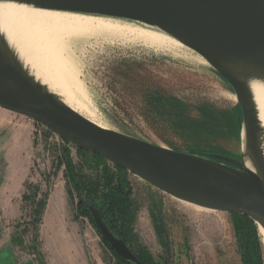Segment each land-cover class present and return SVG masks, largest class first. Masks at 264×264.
I'll use <instances>...</instances> for the list:
<instances>
[{
	"label": "rangeland",
	"instance_id": "374dc122",
	"mask_svg": "<svg viewBox=\"0 0 264 264\" xmlns=\"http://www.w3.org/2000/svg\"><path fill=\"white\" fill-rule=\"evenodd\" d=\"M97 37L77 46L85 88L73 94L70 102L80 113L103 127L154 144L169 147L170 143L179 150L197 148L212 153H239L236 97L230 85L204 64L199 55L187 48L159 49L114 36ZM141 78H151V85L165 89L188 105L187 116L200 124L194 128L149 125L146 116L157 120L168 117L147 114L149 108L131 82ZM3 113L5 129L0 146L10 141L8 128L28 125L33 131L30 149L23 145L14 149L10 164L6 159L9 153L0 152V188L6 179L14 187L17 181H22L23 196L27 193L37 201L48 196L37 249L43 256V264H118L92 219L79 212L80 201L87 208L92 203L80 196L69 181L65 153L70 155L76 173L88 187L104 182L107 170L112 177L116 176L114 165L82 154L26 116ZM172 118L182 119L180 115ZM128 184L133 212L132 224L128 227L131 230L129 248L137 256L150 264H246V242L233 215L180 202L130 174ZM88 187L84 191L88 192ZM23 196L18 218L16 202L0 206V264L29 261L41 264L37 251L33 253L34 208L30 202L23 201ZM257 239L261 254L257 264L260 261L264 264V240L258 227Z\"/></svg>",
	"mask_w": 264,
	"mask_h": 264
},
{
	"label": "water",
	"instance_id": "95a60500",
	"mask_svg": "<svg viewBox=\"0 0 264 264\" xmlns=\"http://www.w3.org/2000/svg\"><path fill=\"white\" fill-rule=\"evenodd\" d=\"M5 4L127 21L199 55L230 85L241 108L238 154L203 157L93 123L33 74L1 22L0 107L28 117L173 199L246 216L264 230V127L253 91L255 85H264V0H0V6ZM89 210L121 259L144 264L97 208L89 205Z\"/></svg>",
	"mask_w": 264,
	"mask_h": 264
},
{
	"label": "bare ground",
	"instance_id": "6f19581e",
	"mask_svg": "<svg viewBox=\"0 0 264 264\" xmlns=\"http://www.w3.org/2000/svg\"><path fill=\"white\" fill-rule=\"evenodd\" d=\"M0 22L10 43L33 74L62 96L67 105L101 127L70 102L73 94L85 88L82 61L77 55L78 43L97 36H114L159 49L183 48L177 41L154 30L105 17L5 4L0 6ZM202 62L207 65L203 59ZM253 91L264 127V85H255ZM259 231L264 240V230L259 227Z\"/></svg>",
	"mask_w": 264,
	"mask_h": 264
},
{
	"label": "trees",
	"instance_id": "16d2710c",
	"mask_svg": "<svg viewBox=\"0 0 264 264\" xmlns=\"http://www.w3.org/2000/svg\"><path fill=\"white\" fill-rule=\"evenodd\" d=\"M131 77H129L130 79ZM151 78H141V79H131L137 86V93H139L140 97L144 99V103L147 105V114H163L168 117L166 120H157L154 117L146 116L145 120L147 123L154 128H179L182 126L189 128L195 127L200 124L198 120L191 119L187 116L189 106L179 99L175 98L172 94L168 93L165 89L159 88L157 86L151 85ZM236 112V129L238 131V138L240 139V129H241V108L239 105L235 107ZM175 115H180L182 117L179 121H174L172 117ZM184 115V116H182ZM169 147L176 149L173 147V144H168ZM179 150V149H176ZM82 154L90 157H94L97 160H100L107 164L108 162L98 156L86 153L84 151L79 150ZM188 152L194 155H199L203 157H209L212 152L189 148L186 150H179ZM66 157V169L68 171V179L76 189L77 193L83 196L87 201L91 202L92 205L101 212L103 220L110 228V230L121 240H123L128 247H130L131 241V230L128 227L132 224L133 220V212H132V200H131V190L129 189L128 184V175L129 173L121 169L119 167L114 166L117 170L116 176L112 177L108 172L103 176L104 182L102 183H94L92 185H85L83 182V177L79 176L76 173V168L70 158L68 153H65ZM81 177V178H80ZM84 187H88V192L84 191ZM30 186L27 185V189ZM91 188V189H90ZM102 188V189H101ZM87 192V193H86ZM85 193V194H84ZM24 202H30L33 206V221L34 225V249L35 252L38 249L39 243V233H40V225L43 222V216L46 211L48 196H46L43 200L37 201L36 197L32 195H28L27 193L23 196ZM80 213L83 216H88L92 219V215L90 213L89 208L86 207L83 201H80ZM237 219L238 231L241 233L246 242L247 254L244 258V262L246 264H257V260L260 259L259 252V243L257 239V225L250 220L246 216L233 215ZM94 222V221H93ZM97 228V227H96ZM98 230V229H97ZM28 230L24 231L27 232ZM99 231V230H98ZM100 233V232H99ZM101 234V233H100ZM161 237L163 238V231H160ZM102 236V235H101ZM103 237V236H102ZM104 239V237H103ZM164 240V239H163ZM105 243L109 246L111 251L116 255L118 264H133L121 259L115 251L112 249L111 245L107 243L104 239ZM131 251L134 253L132 248ZM135 254V253H134ZM136 255V254H135ZM137 256V255H136ZM37 257L40 260L41 264H43L42 254L38 253ZM137 258L144 264H150L145 258L137 256ZM260 264L262 262L260 261Z\"/></svg>",
	"mask_w": 264,
	"mask_h": 264
},
{
	"label": "crops",
	"instance_id": "0c3cea01",
	"mask_svg": "<svg viewBox=\"0 0 264 264\" xmlns=\"http://www.w3.org/2000/svg\"><path fill=\"white\" fill-rule=\"evenodd\" d=\"M5 111L7 110L2 109L0 107V139H2V137L4 136L5 124H4V113L3 112ZM23 126L21 127L17 125L12 128H8V131L10 134V141L6 143L5 145L0 146V152H4L6 150V152L9 153L8 156L6 157L7 162L9 164L12 162L13 156L11 153L14 152V149L15 150L18 149V147H20L21 145L27 146L28 149H30V147L32 146L31 137H32L33 131L30 128V126L28 125H23ZM22 184H23L22 181H17L16 186L14 187V184L9 182V179H6L0 188V206H2L3 208L4 207L3 203L5 202L11 203V204L16 202L17 203L16 210H18L16 218H18L20 215L19 202H21L23 191H24V187Z\"/></svg>",
	"mask_w": 264,
	"mask_h": 264
},
{
	"label": "built area",
	"instance_id": "2783aa9c",
	"mask_svg": "<svg viewBox=\"0 0 264 264\" xmlns=\"http://www.w3.org/2000/svg\"><path fill=\"white\" fill-rule=\"evenodd\" d=\"M55 136V135H54ZM57 137V136H56ZM59 138V137H58ZM61 139V138H60ZM63 140V139H62Z\"/></svg>",
	"mask_w": 264,
	"mask_h": 264
},
{
	"label": "flooded vegetation",
	"instance_id": "af4514ba",
	"mask_svg": "<svg viewBox=\"0 0 264 264\" xmlns=\"http://www.w3.org/2000/svg\"><path fill=\"white\" fill-rule=\"evenodd\" d=\"M259 264V263H258Z\"/></svg>",
	"mask_w": 264,
	"mask_h": 264
}]
</instances>
